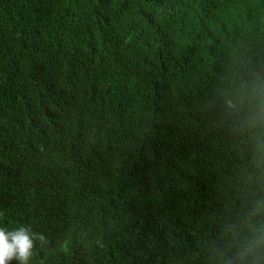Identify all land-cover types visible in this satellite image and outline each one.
<instances>
[{
  "label": "trees",
  "instance_id": "1",
  "mask_svg": "<svg viewBox=\"0 0 264 264\" xmlns=\"http://www.w3.org/2000/svg\"><path fill=\"white\" fill-rule=\"evenodd\" d=\"M260 80L264 0H0V226L30 264H214Z\"/></svg>",
  "mask_w": 264,
  "mask_h": 264
},
{
  "label": "clouds",
  "instance_id": "2",
  "mask_svg": "<svg viewBox=\"0 0 264 264\" xmlns=\"http://www.w3.org/2000/svg\"><path fill=\"white\" fill-rule=\"evenodd\" d=\"M251 99L256 105L253 119L264 123V80L253 85ZM256 183L259 187L248 206L224 226L221 243L213 253L214 264H264V175L257 176ZM44 239L28 226H0V264L13 259L30 264L36 243Z\"/></svg>",
  "mask_w": 264,
  "mask_h": 264
}]
</instances>
